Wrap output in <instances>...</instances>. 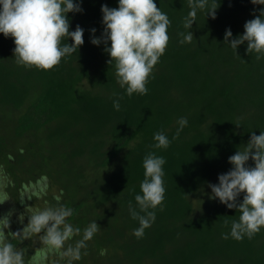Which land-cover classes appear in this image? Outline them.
Segmentation results:
<instances>
[{"label": "trees", "instance_id": "16d2710c", "mask_svg": "<svg viewBox=\"0 0 264 264\" xmlns=\"http://www.w3.org/2000/svg\"><path fill=\"white\" fill-rule=\"evenodd\" d=\"M154 2L171 21L170 39L146 95L129 98L117 83L114 62L107 63L104 48L110 42L91 43L104 30L101 6L117 8L118 0H81L82 12L67 14L69 31L79 25L84 43L48 71L17 65L12 37L0 34V168L14 183L6 191L18 204L20 188L46 177L47 194L34 198L35 209L56 205L60 195L59 203L73 210L68 222L83 231L96 221L100 230L73 264H264V228L252 239H222L240 213L209 199L208 187L231 169L228 158L252 133L264 132V56L246 54L247 42L236 52L224 43L226 29L230 43L264 5L219 0L216 18L198 11L189 29L193 41L180 43L179 33L188 31L187 0ZM120 96L117 111L113 101ZM181 117L188 124L173 140ZM157 132L171 141L167 149L152 147ZM149 152L166 161L165 195L155 221L138 239L133 230L139 222L130 216L129 203L139 212L134 197L142 195ZM3 206V215L17 208ZM27 222L17 227L11 219L6 231ZM82 231L67 243L74 245ZM10 242L26 249V261L40 246L38 240ZM52 261L67 264L55 256Z\"/></svg>", "mask_w": 264, "mask_h": 264}, {"label": "clouds", "instance_id": "9594fccd", "mask_svg": "<svg viewBox=\"0 0 264 264\" xmlns=\"http://www.w3.org/2000/svg\"><path fill=\"white\" fill-rule=\"evenodd\" d=\"M253 5H264V0H250ZM190 11L184 18L183 26L188 31L179 33L183 37L180 43H191L194 39L189 29L196 21L198 11L212 19L216 18L219 0H187ZM102 24L104 30L100 37L91 39L93 45L109 44L104 51L109 55V65L115 67L117 83L125 94L146 95L149 77L154 66L164 54L168 42V28L171 21L167 14L157 7L154 0H118L117 8L101 6ZM82 12L81 0H0V34L12 37L14 42L13 56L17 65L25 68H36L48 71L58 66L65 57L77 53L83 45L84 30L77 25L74 31H69L68 13ZM243 35L234 39L230 29L224 33V43L235 52L238 46L247 42L246 54L255 53L256 58L264 56V8L255 18L245 22ZM92 34L96 29L90 30ZM71 39L72 44L66 43ZM237 54V53H236ZM120 96L113 101V108L120 110ZM179 127L173 140L178 139L180 132L187 126V118L177 121ZM240 127L239 125H236ZM155 149H167L171 141L163 132L153 136ZM242 150L228 158L231 169L218 176L217 184H208L211 189L209 199H218L228 209L240 213L238 220L231 222L229 233L222 234V239L241 241L244 237L252 239L264 228V132L259 135L252 133ZM251 160L254 166L249 167ZM166 163L162 156L149 152L143 159L144 179L140 183L142 195L134 199L139 207L137 212L129 203V213L132 219L138 220L139 227L133 230L136 238H143L145 229L155 221V209L164 201V169ZM13 181L0 168V205L11 199L6 191ZM48 182L44 177L31 185H25L20 193L19 202L25 199L42 198L47 194ZM243 193L242 202L237 198ZM56 205H49L42 210L27 207L26 226L15 232L6 231L10 228L13 210L0 216V264H49L50 257L59 260L67 259V264L79 261L82 249L87 248V242L92 240L100 230L96 221L89 223L83 231L68 222L73 210L60 204L61 196H55ZM144 213L141 215L140 213ZM23 222V216L19 217ZM227 221L225 224L227 225ZM75 244L67 243L80 236ZM10 238L21 242L32 240L40 246L26 261V249L10 242ZM67 243V247H65ZM106 251V250H105ZM102 251L101 254H105ZM87 253L85 252L84 255ZM51 264H58L52 261Z\"/></svg>", "mask_w": 264, "mask_h": 264}, {"label": "rangeland", "instance_id": "374dc122", "mask_svg": "<svg viewBox=\"0 0 264 264\" xmlns=\"http://www.w3.org/2000/svg\"><path fill=\"white\" fill-rule=\"evenodd\" d=\"M33 183H35V182H30V183H27V184H25V185H31V184H33ZM24 185V186H25ZM24 186L22 187V188H20L21 189V191L23 190V188H24ZM20 197H18V199H19ZM12 199V198H11ZM10 199V201H6L7 203H9V204H11V205H17V210L16 209H14L13 210V214H12V217H11V219L13 220V223H16V225H14V226H17V227H20L21 226V224L22 223H24V221H26L27 219H28V216H26V215H30L31 214V212H30V210L29 209H27V207H30L31 206V208L32 209H35L36 207H35V205H36V203L34 202V198H33V200H27V199H25V201H24V205L22 204L21 205V203L20 202H18V204H15L14 203V200H11ZM36 199V198H35ZM39 199V198H38ZM5 202V203H6ZM4 204H2V206L1 207H4L3 206ZM0 207V208H1ZM1 210V209H0ZM7 210V209H6ZM3 216V214L1 213V211H0V216ZM20 216H23V222H21L20 221V219H19V217Z\"/></svg>", "mask_w": 264, "mask_h": 264}]
</instances>
